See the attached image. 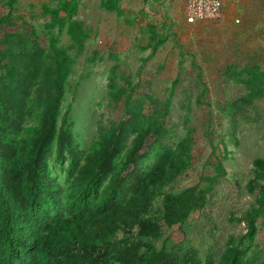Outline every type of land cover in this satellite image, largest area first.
Returning a JSON list of instances; mask_svg holds the SVG:
<instances>
[{
	"label": "trees",
	"instance_id": "1",
	"mask_svg": "<svg viewBox=\"0 0 264 264\" xmlns=\"http://www.w3.org/2000/svg\"><path fill=\"white\" fill-rule=\"evenodd\" d=\"M15 2L9 0L11 11ZM12 17L0 24L12 25ZM71 28L80 33L81 54L86 35L80 23ZM24 42L8 53L0 50V264H264V246L257 243L264 228V158L253 162L250 206L230 217L246 229L232 233L224 251L210 249L203 258L182 243L157 248L165 227H182L204 210L218 177H201L194 187L175 192L174 185L193 166L191 139L175 148L162 144L169 102L141 116L142 100L133 99L137 86L130 79L112 88V102L124 98L119 123L102 132L90 153L81 151L68 114L60 120L75 61L54 45L47 63L43 49ZM233 79L246 92L222 110L234 127L239 105L264 98V72L246 68ZM28 119L34 125L26 128ZM150 148L156 156L146 165ZM51 158L69 162L67 180L73 181L66 190L52 175Z\"/></svg>",
	"mask_w": 264,
	"mask_h": 264
},
{
	"label": "rangeland",
	"instance_id": "2",
	"mask_svg": "<svg viewBox=\"0 0 264 264\" xmlns=\"http://www.w3.org/2000/svg\"><path fill=\"white\" fill-rule=\"evenodd\" d=\"M13 8L9 0H0V20L13 16L12 25L0 24L2 52L25 41L43 49L47 63L54 45L75 61L65 83L60 120L68 114L81 151L90 153L102 132L121 120L124 98L114 103L111 93L128 79L137 86L133 99L142 100L141 116L169 102L162 144L175 148L190 138L193 155V166L174 185L175 192L194 187L201 177L218 178L204 210L194 212L182 227H165L155 244L170 250L182 243L198 249L203 258L210 249L224 251L229 236L246 229L230 217L250 206L247 185L253 162L264 158V98L239 105L234 127L222 111L229 100L246 93L233 79L236 72H264V0H236L218 22L197 26L186 24L184 0H16ZM76 23L86 35L81 54L80 33L71 28ZM3 77L0 70V82ZM28 121L26 128L34 125ZM150 151L146 165L156 156L155 149ZM50 164L53 177L66 190L73 181L67 180L68 160L63 165L51 158ZM257 243L264 246V228Z\"/></svg>",
	"mask_w": 264,
	"mask_h": 264
},
{
	"label": "built area",
	"instance_id": "3",
	"mask_svg": "<svg viewBox=\"0 0 264 264\" xmlns=\"http://www.w3.org/2000/svg\"><path fill=\"white\" fill-rule=\"evenodd\" d=\"M185 22L189 26L218 22L236 0H184Z\"/></svg>",
	"mask_w": 264,
	"mask_h": 264
},
{
	"label": "crops",
	"instance_id": "4",
	"mask_svg": "<svg viewBox=\"0 0 264 264\" xmlns=\"http://www.w3.org/2000/svg\"><path fill=\"white\" fill-rule=\"evenodd\" d=\"M184 3H185V1H184Z\"/></svg>",
	"mask_w": 264,
	"mask_h": 264
}]
</instances>
